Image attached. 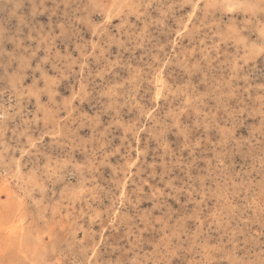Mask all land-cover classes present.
Wrapping results in <instances>:
<instances>
[{
    "label": "rangeland",
    "instance_id": "374dc122",
    "mask_svg": "<svg viewBox=\"0 0 264 264\" xmlns=\"http://www.w3.org/2000/svg\"><path fill=\"white\" fill-rule=\"evenodd\" d=\"M0 264H264V0H0Z\"/></svg>",
    "mask_w": 264,
    "mask_h": 264
},
{
    "label": "bare ground",
    "instance_id": "6f19581e",
    "mask_svg": "<svg viewBox=\"0 0 264 264\" xmlns=\"http://www.w3.org/2000/svg\"><path fill=\"white\" fill-rule=\"evenodd\" d=\"M158 85V84H157ZM161 87V86H160Z\"/></svg>",
    "mask_w": 264,
    "mask_h": 264
}]
</instances>
